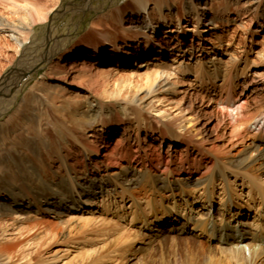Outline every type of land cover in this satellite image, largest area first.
<instances>
[{
    "label": "bare ground",
    "instance_id": "6f19581e",
    "mask_svg": "<svg viewBox=\"0 0 264 264\" xmlns=\"http://www.w3.org/2000/svg\"><path fill=\"white\" fill-rule=\"evenodd\" d=\"M20 1L12 0L4 7L10 17L0 14V36L7 35L21 50L17 52L18 62L0 79V119L16 109L0 122V215L11 217L17 224L35 221L31 226L35 232L7 246L0 251V257L11 253L19 258L16 246L35 239L40 215L50 213L59 219V236L68 227L66 214L84 203L91 204L117 184L128 189L183 192L186 187L200 186L216 176V159L240 170L260 163L257 172L263 173L264 115L252 114L247 98L242 100L230 93L237 80L229 76L230 70H222L219 56L227 54V49L222 45L223 34L218 33L234 24L248 1L254 5L253 11L262 12L264 0H129L96 18L88 33L56 61L54 57L63 43L59 37L53 39L52 28L49 40L55 42L41 45L42 56L31 57L34 48L29 43L34 28L47 22L52 10L39 0ZM188 16L193 20L190 40ZM163 28L168 30L160 37ZM214 36L218 46L213 44ZM82 49L91 51L82 55ZM170 56L187 68L194 66L195 72L205 70L211 79L225 78L224 84L215 88L214 98L199 100L191 91L184 92L181 98L186 105L183 111L189 115L186 121L193 125L194 135L201 137L199 147L209 150V154L201 148L192 150V130L185 131L180 139L171 131L176 127L174 120L163 122L145 114L144 103L151 94L175 90L174 82L162 79L160 69L140 76L137 84L124 73L114 81L111 96L104 95L118 69L130 67L132 61L134 65L139 61L137 66L142 67L149 60L161 62ZM232 59L239 62L236 54ZM45 63L46 76L32 86L30 99L26 95L16 108L19 93ZM112 63L118 69L111 68ZM72 76L75 82L68 83ZM66 83L93 88L97 94L89 91L85 100H80L76 98L77 90L74 96H68L72 91ZM109 115L113 116L111 120L106 119ZM96 120L100 123L98 131L90 141L84 139L81 130ZM31 130L36 132L35 138L29 137ZM249 133L257 140L250 141ZM53 135L59 142L58 149L51 146ZM9 136H19L23 142L13 140L6 145L4 137ZM169 140L171 143L166 145ZM220 143L225 152H219ZM238 147L240 150L231 155L232 149ZM212 152H219L221 158H215ZM171 224L152 237L166 240L170 231L187 232L185 224L179 228ZM195 224V229L209 240L217 239L219 254L231 256L233 264H264L262 234L248 237L236 227L218 226L211 221ZM204 258L210 264L211 257ZM5 261L0 260V264Z\"/></svg>",
    "mask_w": 264,
    "mask_h": 264
},
{
    "label": "rangeland",
    "instance_id": "374dc122",
    "mask_svg": "<svg viewBox=\"0 0 264 264\" xmlns=\"http://www.w3.org/2000/svg\"><path fill=\"white\" fill-rule=\"evenodd\" d=\"M11 1L2 0L0 14L10 17L4 7ZM128 1L39 0L41 5L47 4L46 8L52 10V17L34 28L29 42L34 48L31 57L42 56L41 45L55 42L49 40L48 32L52 28L53 39L59 37L58 39L63 43L61 51L54 57L56 61L65 49L72 48L88 33L96 18ZM84 4L87 5L86 8L81 9ZM253 6L248 1L242 8V15L234 24L229 28L220 29L218 34H223L222 45L227 49V54L219 56V59L222 60L220 64L222 70H230L229 76L237 80V86L228 91L235 93L236 97L242 100L247 98L249 111L252 114L259 113L262 117L264 115V4L261 13L253 11ZM13 18L17 17L13 16ZM188 19L191 26L188 27L190 31L187 38L190 40L194 34L193 20L191 16H188ZM166 30L168 29H162L160 37L165 36ZM212 39L213 44L218 46L219 40L215 36ZM108 49L111 47L108 46ZM90 51L82 49L81 53L86 55ZM17 52L20 53L21 50L16 48L7 35L4 38L0 36V79L14 67L15 62H18L20 55ZM232 54H236L239 62L232 59ZM154 60H149L148 64L146 62L142 67L137 66L140 64L139 61L135 65L132 61L131 66L126 69L120 67L118 69L116 63L110 64L111 68L119 71L118 74L113 75L110 86L104 94L105 97L111 96L114 91V81L124 73L131 75V82L137 84L140 76L143 77L160 69L162 79H167L169 83L174 82L175 90L172 89L173 92L170 93L161 91L151 94L144 103L145 114L149 118L163 122L174 120L176 127L174 131L171 130L173 136L179 135L180 138L185 135V131L192 130V139H190L192 150L201 148L202 152L209 154V150L199 147L202 139L194 135L193 125L186 121L189 120V115L183 111L186 105L181 98L187 91L194 93V97L199 100L203 97L214 98L215 88L219 89V86L224 84L225 78L211 79L205 70L195 72L194 66L187 68L185 65H180L173 61L171 56L166 60L162 59L161 62ZM79 65H83V60H80ZM95 66L102 67L97 64ZM46 72L45 63L30 76L28 83L18 95L16 108L22 104L26 95H29L30 99L32 86L44 79ZM74 82L75 76H72L68 83ZM68 83L66 85L72 91L68 96H74V91L77 90L79 92L76 98L80 100H85L89 91L94 95L97 94L93 88L89 90L84 88L85 86L73 87ZM13 110L2 117L0 122L14 113ZM112 118L111 115L106 116L107 120ZM54 122L57 123V120L55 119ZM99 125L96 120L81 130L84 139L90 141L98 131ZM49 133L54 134V131L50 130ZM35 134L36 132L31 130L29 137L35 138ZM247 137L250 141L257 140L251 133L247 134ZM51 139V146L58 149L59 142L56 137L53 135ZM13 140L23 142L19 136L4 137L5 142H3L8 145ZM170 143L169 140L166 145ZM221 146L222 143L219 147L221 150L218 151L225 152L226 150ZM239 150V147L234 148L230 154L235 155ZM219 152L210 154L216 158L222 156ZM216 161H219L216 176L200 186L186 187L183 192L178 190L158 192L137 187L128 189L125 185L117 184L109 192L98 195L91 204L84 203L81 208L78 207L66 214L64 220L69 222L68 227L59 233V236L58 230L61 229L59 219L50 213L40 215L39 230L35 234V239L26 240L27 242L24 241L16 246L15 251L16 255H20L19 258L9 253L3 254L0 260L6 259L5 264H189L192 259V264H208L204 257L210 256L212 259L210 264H233L231 256L219 254L221 246L217 239L209 240L207 235L195 229V223L211 221L218 226L236 227L248 237L260 234L264 237V171L257 172L260 163L252 168L240 170L223 164L220 159ZM263 162L264 159L261 160L262 164ZM34 222L17 224L11 217L0 215V251L16 243L18 239L22 240L28 233H34L35 229H31ZM171 222V225L174 224L177 228L185 224L187 232L183 234L170 231L166 234V240L162 237H152L159 230L170 227ZM165 224L167 227L164 226ZM19 250L22 252H18ZM210 250H214L215 253L211 254ZM203 253L207 255L203 256Z\"/></svg>",
    "mask_w": 264,
    "mask_h": 264
}]
</instances>
